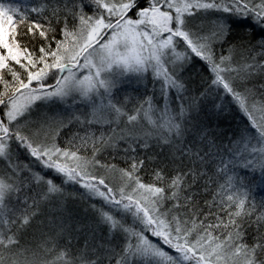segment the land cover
<instances>
[{
  "label": "snow or ice",
  "instance_id": "6c2138e0",
  "mask_svg": "<svg viewBox=\"0 0 264 264\" xmlns=\"http://www.w3.org/2000/svg\"><path fill=\"white\" fill-rule=\"evenodd\" d=\"M0 86V264H264V0H0Z\"/></svg>",
  "mask_w": 264,
  "mask_h": 264
},
{
  "label": "rangeland",
  "instance_id": "374dc122",
  "mask_svg": "<svg viewBox=\"0 0 264 264\" xmlns=\"http://www.w3.org/2000/svg\"><path fill=\"white\" fill-rule=\"evenodd\" d=\"M11 2L14 3H19L21 5H25V4H30L31 0H11ZM208 19H214V17H208ZM242 23L241 25H245V27L251 28L253 26V22L250 18H239ZM257 31H259V29L257 28ZM193 62H198L195 57L193 58ZM200 63V62H199ZM194 71L192 69H188L187 75L192 77L193 76ZM212 98V97H211ZM215 98V97H213ZM218 104L219 103H224L226 105L225 108V114L226 117H228V119L230 118V123L234 122L235 126L239 125L242 122H246L244 120V117L238 112V110L235 108V106L230 102V100L225 99L223 101L221 100H217ZM233 112L235 113V115L233 114ZM233 126V127H235ZM255 198L257 201L260 200L261 196L264 195V191L260 192V191H255ZM45 218L44 217H38V221H44ZM43 228L44 231H47V228L44 227L43 223H40L36 228V238H39V230Z\"/></svg>",
  "mask_w": 264,
  "mask_h": 264
},
{
  "label": "trees",
  "instance_id": "16d2710c",
  "mask_svg": "<svg viewBox=\"0 0 264 264\" xmlns=\"http://www.w3.org/2000/svg\"><path fill=\"white\" fill-rule=\"evenodd\" d=\"M240 26L243 27V28H249V26L248 27H245V25H240ZM189 69H192L194 71L193 76L191 78L193 80L197 81V82H199L201 80V78L203 80H207L209 78V73L204 69V67L202 66V64L199 63V62H193L192 65L189 66ZM2 90H3V88H2V86H0V91H2ZM213 99H215V98H213V97L212 98H209V100L205 101V103L209 107H211V103H212V100ZM216 103H218L217 100H216ZM233 114L235 115L234 112H233ZM222 119H223V124L221 125V127L228 128L229 125L235 126L234 122H231L230 123L231 120H230V118L228 119V117H226V114H224V116L222 117ZM121 166H123V165H121ZM28 238L29 239H32L31 236H29ZM36 239H39V238H36Z\"/></svg>",
  "mask_w": 264,
  "mask_h": 264
}]
</instances>
